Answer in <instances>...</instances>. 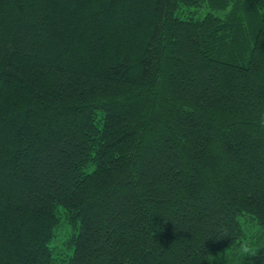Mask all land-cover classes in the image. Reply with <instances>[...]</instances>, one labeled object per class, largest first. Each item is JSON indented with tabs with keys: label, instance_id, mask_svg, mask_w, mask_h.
<instances>
[{
	"label": "trees",
	"instance_id": "1",
	"mask_svg": "<svg viewBox=\"0 0 264 264\" xmlns=\"http://www.w3.org/2000/svg\"><path fill=\"white\" fill-rule=\"evenodd\" d=\"M250 222L264 0H0V264H264Z\"/></svg>",
	"mask_w": 264,
	"mask_h": 264
},
{
	"label": "rangeland",
	"instance_id": "2",
	"mask_svg": "<svg viewBox=\"0 0 264 264\" xmlns=\"http://www.w3.org/2000/svg\"><path fill=\"white\" fill-rule=\"evenodd\" d=\"M249 226L252 228L253 231H257L258 230V232H257V234H254L253 236L251 235L250 236L251 239H248L247 241H246L247 237H245V239L242 240V245L246 241L245 242L246 245L250 246L252 248V250H254V248L251 245V243L257 242V243H259V245H262V246L264 245V230L261 227H259V226L257 228H255L254 223H252V222L249 223ZM247 235H248V233H247ZM63 236H64V234L62 232L60 234L59 238L62 239ZM226 256H229V253H227ZM221 259H223V257ZM220 261L222 262V260H220Z\"/></svg>",
	"mask_w": 264,
	"mask_h": 264
}]
</instances>
